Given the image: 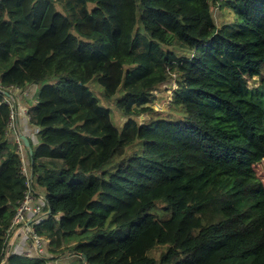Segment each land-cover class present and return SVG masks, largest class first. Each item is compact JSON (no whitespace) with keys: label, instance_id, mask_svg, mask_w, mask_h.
Masks as SVG:
<instances>
[{"label":"trees","instance_id":"obj_1","mask_svg":"<svg viewBox=\"0 0 264 264\" xmlns=\"http://www.w3.org/2000/svg\"><path fill=\"white\" fill-rule=\"evenodd\" d=\"M218 5L234 20L217 25ZM263 71L264 0H0V84L40 85L38 234L76 236L79 264H264ZM172 79L175 116L136 119ZM9 114L0 94V254L25 188Z\"/></svg>","mask_w":264,"mask_h":264},{"label":"built area","instance_id":"obj_2","mask_svg":"<svg viewBox=\"0 0 264 264\" xmlns=\"http://www.w3.org/2000/svg\"><path fill=\"white\" fill-rule=\"evenodd\" d=\"M40 85H29L25 88L18 86L4 87L0 84L2 102L10 108L9 119L6 124V135L11 137L16 144L15 152L20 156V173L25 178V188L21 199L16 203L14 213L10 219L4 236L0 254V264H4L8 256L20 253L29 258H42L46 256V250L50 246V238L38 234L36 225L41 223L50 213L43 190L36 184L30 168L29 155L24 153V145L17 131L16 119L18 116L26 117L30 122L29 110L37 101ZM34 127L37 134L38 128ZM50 260L48 263L51 264Z\"/></svg>","mask_w":264,"mask_h":264},{"label":"rangeland","instance_id":"obj_3","mask_svg":"<svg viewBox=\"0 0 264 264\" xmlns=\"http://www.w3.org/2000/svg\"><path fill=\"white\" fill-rule=\"evenodd\" d=\"M214 19L217 25H221L224 23H229L232 20H234L233 13L226 7H223L221 5H218L212 9ZM263 77H264V71H263ZM259 79L257 77H253L248 81V88H256L259 86ZM176 85L175 82L172 80H168L161 85H159L157 88H155L153 94H154V100L151 103V107L153 111H156L154 113H149L147 115L140 114L137 116L136 119L142 120L144 117L148 119L149 117L156 118L157 116L164 118L168 117H174L175 112L177 111L174 107L171 106V92L173 89H175ZM91 90L95 93V95L99 98L102 105L108 107L111 109V118L113 119L114 123L117 126H122L125 122V119L121 116V114L116 110L114 107L112 100H107L104 98L100 92V87L97 85V83L90 84ZM37 95V92H36ZM177 113V112H176ZM255 170L257 173V176L261 179L262 183L264 184V162H261L255 166ZM160 206V205H158ZM75 242H77V237L74 236L72 238H69L68 240H65L63 245L60 247H56V244L48 246L47 250L49 253L53 255L51 264H79L76 255L71 254L67 251L68 247H71ZM164 250V247L159 246L153 249L150 252V256L158 257L159 254Z\"/></svg>","mask_w":264,"mask_h":264},{"label":"crops","instance_id":"obj_4","mask_svg":"<svg viewBox=\"0 0 264 264\" xmlns=\"http://www.w3.org/2000/svg\"><path fill=\"white\" fill-rule=\"evenodd\" d=\"M16 122H17V131L20 133V135H24L28 139L29 145L33 151L38 144L37 134L34 133V127H32L30 122H28L27 118L23 116H18ZM23 151L28 157V151L25 146ZM50 255L52 256L51 253Z\"/></svg>","mask_w":264,"mask_h":264},{"label":"water","instance_id":"obj_5","mask_svg":"<svg viewBox=\"0 0 264 264\" xmlns=\"http://www.w3.org/2000/svg\"><path fill=\"white\" fill-rule=\"evenodd\" d=\"M20 139H21L23 145L26 147V149L28 151V155H29L30 161H31L33 151H32V149H31V147L29 145L28 139L24 135H20ZM85 259L86 258L84 257V263H85Z\"/></svg>","mask_w":264,"mask_h":264}]
</instances>
